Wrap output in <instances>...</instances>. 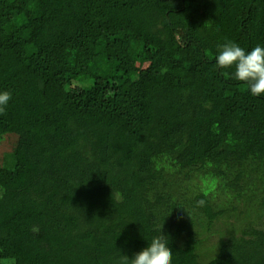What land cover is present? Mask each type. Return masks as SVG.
<instances>
[{
	"label": "trees",
	"instance_id": "trees-1",
	"mask_svg": "<svg viewBox=\"0 0 264 264\" xmlns=\"http://www.w3.org/2000/svg\"><path fill=\"white\" fill-rule=\"evenodd\" d=\"M227 41L264 45V0H0V264L162 234L173 264H264V98Z\"/></svg>",
	"mask_w": 264,
	"mask_h": 264
},
{
	"label": "clouds",
	"instance_id": "clouds-1",
	"mask_svg": "<svg viewBox=\"0 0 264 264\" xmlns=\"http://www.w3.org/2000/svg\"><path fill=\"white\" fill-rule=\"evenodd\" d=\"M218 69H234V80L243 82L250 94L264 98V45L258 44L251 50L241 47L234 41L224 43L215 56ZM13 96L10 91L0 90V113H3ZM204 201L199 202L200 206ZM174 253L166 235H156L148 241L147 247L132 258L121 255L119 264H173Z\"/></svg>",
	"mask_w": 264,
	"mask_h": 264
},
{
	"label": "rangeland",
	"instance_id": "rangeland-1",
	"mask_svg": "<svg viewBox=\"0 0 264 264\" xmlns=\"http://www.w3.org/2000/svg\"><path fill=\"white\" fill-rule=\"evenodd\" d=\"M17 142V138L14 136H10L6 139L5 142L0 144V165L3 162V157L5 153L11 152L13 148L15 147V144ZM219 241V236L214 235L207 243L209 247H212Z\"/></svg>",
	"mask_w": 264,
	"mask_h": 264
}]
</instances>
